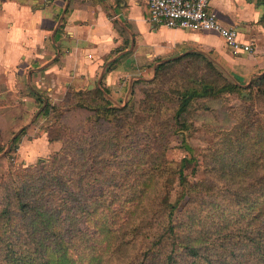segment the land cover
<instances>
[{
  "label": "trees",
  "instance_id": "1",
  "mask_svg": "<svg viewBox=\"0 0 264 264\" xmlns=\"http://www.w3.org/2000/svg\"><path fill=\"white\" fill-rule=\"evenodd\" d=\"M190 56L208 60L191 51L159 63L153 87L141 99L134 89L123 106L100 87L72 89L60 105L38 96L39 115L55 113L63 128L49 131L62 146L0 175V264H264V113L244 95L252 85L154 87L168 64ZM235 92L252 104L237 109L203 162L192 157L205 169L193 183L168 159L171 138L188 128L198 100ZM74 108L91 112V129L66 130L60 119ZM100 123L111 136L98 138ZM17 139L7 151L0 133V155Z\"/></svg>",
  "mask_w": 264,
  "mask_h": 264
},
{
  "label": "crops",
  "instance_id": "2",
  "mask_svg": "<svg viewBox=\"0 0 264 264\" xmlns=\"http://www.w3.org/2000/svg\"><path fill=\"white\" fill-rule=\"evenodd\" d=\"M210 9L253 50L233 53L216 31L158 25L149 0H0L2 133L28 144L38 96L60 103L71 88L100 87L123 106L159 63L191 51L212 56L238 85H264V0H212ZM37 140L61 145L49 130Z\"/></svg>",
  "mask_w": 264,
  "mask_h": 264
},
{
  "label": "rangeland",
  "instance_id": "3",
  "mask_svg": "<svg viewBox=\"0 0 264 264\" xmlns=\"http://www.w3.org/2000/svg\"><path fill=\"white\" fill-rule=\"evenodd\" d=\"M205 56L211 62L203 57L190 56L168 64L166 69L162 71L161 77L153 84L154 87L173 91L184 85L194 84L199 79L217 81V85H222L225 81H232L212 56ZM152 75L154 74L150 71L149 76L151 78L148 81L155 80V76ZM148 81L138 83L135 95H133L135 99H141L143 92L153 87ZM251 85L244 90V95L251 93L254 109L257 113L260 111L264 113V96H260V82L256 81ZM69 91L72 92V88ZM171 94L175 96L173 92ZM49 100L58 105L63 102L56 103L51 99ZM71 101L73 102V99ZM250 103L252 104L250 101L245 103L238 92L222 93L217 97H206L198 100L192 109L188 128L183 134H176L171 138L167 155L172 167L178 170L183 166L187 178L193 183L204 178V167L192 157L201 159L203 162L204 150L212 145H218L222 141L224 132L229 131L236 124L235 112L237 109ZM39 106V110L42 111L43 105L39 104ZM90 115L89 110L74 108L64 112L60 120L69 133L75 134L92 128L89 122ZM55 121V113L49 116L38 114L33 126L27 128L24 133L23 138L29 141L28 144L21 145L23 139H20L15 143L9 156L0 155V175L7 174L10 168L14 166L35 165L39 159L48 158L58 151L62 142L61 145H57L58 149H54V145H43L46 140H37L32 143L38 136H43L44 131L56 132L63 129L59 124H54ZM94 131L98 133V138L101 139L105 135L111 136L109 133L114 130L111 124L100 123L94 128ZM0 133L6 148L10 150L12 134L4 135L1 128ZM102 134L103 136H101Z\"/></svg>",
  "mask_w": 264,
  "mask_h": 264
},
{
  "label": "built area",
  "instance_id": "4",
  "mask_svg": "<svg viewBox=\"0 0 264 264\" xmlns=\"http://www.w3.org/2000/svg\"><path fill=\"white\" fill-rule=\"evenodd\" d=\"M212 0H149L152 21L170 28L216 31L233 53L252 51L239 39L238 30L224 26L210 9Z\"/></svg>",
  "mask_w": 264,
  "mask_h": 264
},
{
  "label": "water",
  "instance_id": "5",
  "mask_svg": "<svg viewBox=\"0 0 264 264\" xmlns=\"http://www.w3.org/2000/svg\"><path fill=\"white\" fill-rule=\"evenodd\" d=\"M7 151H8V149H7ZM7 151L5 153H3V155H5L7 153Z\"/></svg>",
  "mask_w": 264,
  "mask_h": 264
}]
</instances>
